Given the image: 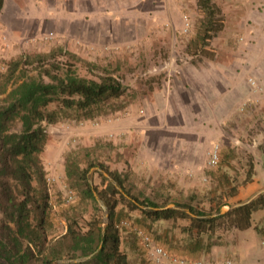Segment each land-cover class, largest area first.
I'll return each mask as SVG.
<instances>
[{"label": "rangeland", "instance_id": "obj_1", "mask_svg": "<svg viewBox=\"0 0 264 264\" xmlns=\"http://www.w3.org/2000/svg\"><path fill=\"white\" fill-rule=\"evenodd\" d=\"M211 1L224 19L223 30L210 41L215 51L213 60L217 56L227 59L245 42V28L250 23L257 25L250 19L251 11H256L258 19L264 17V0H251L248 8L240 3L249 0ZM196 2L161 0L149 16L133 19L130 31L112 35L115 43L109 44L87 42L45 27V0H3L0 68L6 61L54 52L50 63L71 64L87 79L112 76L125 87L124 94L93 120L43 123L47 140L40 156L44 174L40 186L52 222L47 229L49 238L64 232L65 215H77L79 223L85 225L94 213L92 205L79 198L64 176L67 155L82 159L89 152L91 158L121 173L133 195L162 208L191 204L211 212L209 217L225 215L234 208L219 214L223 206L233 207L264 192V87L254 79L255 86L247 81L252 93L263 97L257 107L248 96L237 98L225 109L206 105L218 99L207 98L199 82L211 77L205 72L211 69L209 59L197 61L190 54L203 20ZM33 67L35 64L27 68L29 75L35 73ZM187 100L194 101L192 108ZM197 100L201 104L196 106ZM13 129L19 130V125H13ZM213 151L218 160L210 165ZM94 171L90 179L92 176V183L97 184L99 178L92 175ZM33 185L39 184L34 181ZM69 192L72 199L67 203ZM120 209L123 211L115 224L124 221L129 225L117 228L120 249L129 264H155L134 229L144 232L153 245L171 252L164 250L169 256L188 261L178 257L188 242L181 232L185 221L146 222L137 212L121 205ZM103 219L101 209V225ZM219 222L216 236L205 244L214 246L195 261L209 263L234 257V249L230 252L225 246H236V231L230 218ZM260 227L264 229V224Z\"/></svg>", "mask_w": 264, "mask_h": 264}, {"label": "trees", "instance_id": "obj_2", "mask_svg": "<svg viewBox=\"0 0 264 264\" xmlns=\"http://www.w3.org/2000/svg\"><path fill=\"white\" fill-rule=\"evenodd\" d=\"M2 5L3 0H0V11ZM196 5L203 20L197 43L189 46L192 48L190 54L197 61L212 60L215 51L210 41L223 30V15L211 0H197ZM53 57L54 52L24 56L6 61L3 69L0 68V95L3 96L0 99V260L7 264H53L93 255L87 261L64 264H129L120 249V235L115 224L123 211L117 210L120 205L137 212L141 221H185L181 232L188 242L178 257L183 256L188 261L199 260L200 255L210 252L214 245L205 244L216 236L220 220L230 218L236 231L254 226V213L264 210V192L249 203L214 217H209L211 212L206 213L191 204L175 203L176 207L189 212L186 214L164 209L147 198L133 195L127 190L121 173L91 158L88 152L82 159L67 155L63 160V171L70 186L79 198L92 205L94 213L85 225L79 223V216L65 215L64 232L49 238L47 229L52 222L46 194L40 186L44 176L40 156L47 140L43 123L93 120L125 92V87L112 76L87 79L79 76L71 64L50 63ZM34 64L32 70L35 73L29 75L27 68ZM15 124L19 125V130H12ZM93 169L107 173L135 203L128 201L99 171L92 174L97 175L99 183H90ZM34 181L38 187L33 185ZM93 191L109 215L103 235L101 209Z\"/></svg>", "mask_w": 264, "mask_h": 264}, {"label": "crops", "instance_id": "obj_3", "mask_svg": "<svg viewBox=\"0 0 264 264\" xmlns=\"http://www.w3.org/2000/svg\"><path fill=\"white\" fill-rule=\"evenodd\" d=\"M159 1L161 0H45L43 24L60 34L73 35L91 43L98 41L110 44L115 43L112 35L130 31L133 19L144 14L149 16L151 11L158 9L155 5ZM249 2L250 5L253 4L251 0L242 1L240 4L248 8ZM255 12L251 11L250 19L257 25L250 23L249 27L245 28L246 40L239 44L240 47L234 56L231 55L227 59L217 56L214 60H209L211 69L205 72L211 77L207 81L199 80L204 87L202 93L209 99H218L206 102L209 107L218 105L219 108L225 109L237 98L244 99L247 96L252 97L255 107L263 103L262 95L258 92L252 93L247 82L254 79L264 87V17L258 19ZM185 103L191 108L195 104L190 100ZM197 104L201 102L197 100L196 106ZM252 184L254 185V182ZM263 213L264 210L254 213V226L251 228L244 231L235 230L238 239L236 246L232 243L225 246L227 251L229 248L230 252L234 249V257L231 260H214L207 263L264 264V230H260V226L264 224V218L261 217ZM258 216L260 217L257 218Z\"/></svg>", "mask_w": 264, "mask_h": 264}, {"label": "built area", "instance_id": "obj_4", "mask_svg": "<svg viewBox=\"0 0 264 264\" xmlns=\"http://www.w3.org/2000/svg\"><path fill=\"white\" fill-rule=\"evenodd\" d=\"M186 27H188V24H186ZM186 30V28H185ZM249 82L252 86H255V81L253 79H249ZM218 156L216 151H213L210 156V165H215L217 163ZM48 182H50V179H48ZM72 199V195L69 192V194L66 196L65 201L68 203ZM123 227H129L128 223L121 221L118 225H116V228H123ZM134 234L139 238L142 246L144 249L149 253L152 260L155 262V264H163V263H174V264H208L206 262L201 261H185L181 259H177L175 257L169 256L166 254V252L158 247L152 244L149 237L142 232L141 230L134 229ZM264 245V241L262 242Z\"/></svg>", "mask_w": 264, "mask_h": 264}, {"label": "water", "instance_id": "obj_5", "mask_svg": "<svg viewBox=\"0 0 264 264\" xmlns=\"http://www.w3.org/2000/svg\"><path fill=\"white\" fill-rule=\"evenodd\" d=\"M94 170H96V171H99L105 178H107L115 187H116V189L121 193V194H123L124 195V197L126 198V199H128V200H131L128 196H126L125 194H124V192L122 191V189L119 187V186H117L116 184H115V182L108 176V174L107 173H105V172H103V171H101V170H98V169H93V170H91V171H94ZM90 171V172H91ZM90 183H92V181H90ZM264 191V190H263ZM259 193H262V191L261 192H259ZM93 196H94V199H95V201L97 202V204L99 205V207L103 210V212H104V219H103V222H102V225H101V234L103 235L104 234V229H105V226H106V224H107V221H108V218H109V215H108V212H107V210H106V207H105V205L103 204V202L101 201V199L97 196V194L93 191ZM251 200H253V197L251 198V199H249L248 201H246V202H244V203H240V204H236V205H234L233 207H228V206H223L222 208H221V210H220V213L219 214H223V213H225L226 211H228V210H230V209H232V208H236V207H239V206H241V205H243V204H247V203H249ZM132 201V200H131ZM133 203H135V201H132ZM141 209H143V210H150V208H145V207H141ZM164 209H174V210H181V211H184L183 209H181V208H179V207H176L175 205H173V204H171V205H169V206H167V207H165ZM185 212H187V214H189V212L188 211H185ZM217 216V215H216ZM99 248H100V246H99ZM93 255H91V256H88V257H83V258H79V259H76V260H59V261H56V262H54L53 264H64V263H78V262H83V261H87V260H89L91 257H92ZM0 262H2V263H4V264H7V262H5V261H3V260H0Z\"/></svg>", "mask_w": 264, "mask_h": 264}]
</instances>
